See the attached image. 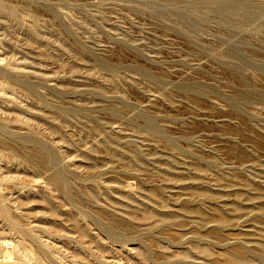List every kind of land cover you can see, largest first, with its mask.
I'll use <instances>...</instances> for the list:
<instances>
[{
	"label": "rangeland",
	"instance_id": "rangeland-1",
	"mask_svg": "<svg viewBox=\"0 0 264 264\" xmlns=\"http://www.w3.org/2000/svg\"><path fill=\"white\" fill-rule=\"evenodd\" d=\"M0 264H264V0H0Z\"/></svg>",
	"mask_w": 264,
	"mask_h": 264
},
{
	"label": "bare ground",
	"instance_id": "bare-ground-1",
	"mask_svg": "<svg viewBox=\"0 0 264 264\" xmlns=\"http://www.w3.org/2000/svg\"><path fill=\"white\" fill-rule=\"evenodd\" d=\"M2 242H3V244L6 245V246L11 245V242L8 241V240H3Z\"/></svg>",
	"mask_w": 264,
	"mask_h": 264
}]
</instances>
